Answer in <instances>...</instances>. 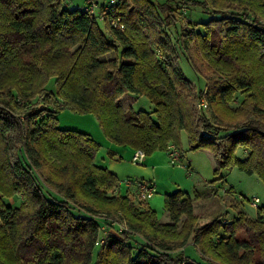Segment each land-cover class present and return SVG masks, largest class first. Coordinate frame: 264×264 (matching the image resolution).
Here are the masks:
<instances>
[{"label": "trees", "instance_id": "16d2710c", "mask_svg": "<svg viewBox=\"0 0 264 264\" xmlns=\"http://www.w3.org/2000/svg\"><path fill=\"white\" fill-rule=\"evenodd\" d=\"M190 7L210 19L182 21ZM115 10L124 27L104 29L67 0H0V264H264V205L199 224L194 199L176 190L163 222L120 193L90 133L55 115L94 113L112 142L147 155L179 147L184 129L192 149L213 151L216 173L237 166L264 181V0H119ZM126 94L155 108L126 107ZM16 195L17 206L5 202Z\"/></svg>", "mask_w": 264, "mask_h": 264}, {"label": "rangeland", "instance_id": "374dc122", "mask_svg": "<svg viewBox=\"0 0 264 264\" xmlns=\"http://www.w3.org/2000/svg\"><path fill=\"white\" fill-rule=\"evenodd\" d=\"M187 16L192 21L201 22L211 17L202 7H190L187 13L180 14L181 20L185 22L188 20ZM97 20L101 28L105 29L106 22ZM173 30V26L166 30L171 38H174ZM113 55L107 54L106 57L111 58ZM200 66L205 69V64ZM181 67L193 84L199 87L205 86L206 79L203 75L196 74L186 62L181 61ZM51 87L56 88L55 84ZM130 96L134 97L133 107L137 110L151 111L155 108V103L145 95ZM236 96L231 104L233 107L240 104L243 94L238 93ZM130 99L132 100L126 97L121 101L127 107ZM209 114L212 115L211 112ZM55 115L61 128L90 133L100 144L96 162L117 173L120 193L129 194L141 206L153 208L163 222L171 221L165 209V196L176 190L188 193L194 199V213L198 216L199 224L210 222L216 217H220L224 222L231 221L241 209L249 216L257 217L258 208L264 205V181L259 176L248 174L237 166H228L220 174L216 173L218 165L213 151L209 148L192 149L188 133L184 129L180 132L179 147L177 146L181 154L179 160L173 162L167 149H157L151 154H146L145 160L138 163L132 160L136 149L112 142L94 113H80L70 108H63ZM247 151L243 147H238L236 154L243 159L247 156ZM222 174L224 176L220 178ZM139 180L152 181L155 186L154 195L147 200H141L137 194L135 182ZM256 197L258 201H254ZM5 202L14 206L20 203L18 195L13 198L6 197ZM109 231H113L112 227ZM98 251L99 247H96L94 262Z\"/></svg>", "mask_w": 264, "mask_h": 264}, {"label": "built area", "instance_id": "2783aa9c", "mask_svg": "<svg viewBox=\"0 0 264 264\" xmlns=\"http://www.w3.org/2000/svg\"><path fill=\"white\" fill-rule=\"evenodd\" d=\"M119 0H86V11L91 15L98 16V19L103 21L107 20L114 24L115 26L123 28L124 25L121 21V16L115 10L116 3ZM199 106L207 107V102L202 100ZM167 151L172 158V161H177L181 158V154L179 153L177 146L174 143H170L167 146ZM146 153L142 149H137L134 152L132 160L138 163H142L145 160ZM132 183V181H129ZM137 185V194L141 200H147L152 197L155 193V186L152 181L147 180H139L136 181ZM259 199L256 197L254 201H258ZM105 241L104 238L98 241V244H103Z\"/></svg>", "mask_w": 264, "mask_h": 264}, {"label": "crops", "instance_id": "0c3cea01", "mask_svg": "<svg viewBox=\"0 0 264 264\" xmlns=\"http://www.w3.org/2000/svg\"><path fill=\"white\" fill-rule=\"evenodd\" d=\"M68 1V6L69 7H73V8H80L83 9L86 6V0H67ZM126 97H130L132 98V100L130 99V102L128 103L127 106L133 104V96H130V94H126L122 97V99H126ZM135 100V99H134ZM125 102V101H124ZM111 152L115 153L114 150H111ZM116 175L117 173L115 171H113ZM222 176H224V174H222ZM118 177V175H117Z\"/></svg>", "mask_w": 264, "mask_h": 264}]
</instances>
